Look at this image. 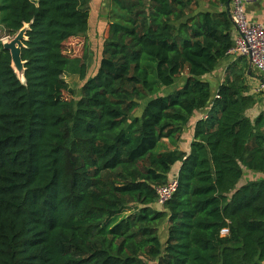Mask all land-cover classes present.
<instances>
[{"label": "trees", "instance_id": "1", "mask_svg": "<svg viewBox=\"0 0 264 264\" xmlns=\"http://www.w3.org/2000/svg\"><path fill=\"white\" fill-rule=\"evenodd\" d=\"M110 1L88 76L90 0H0V264H264V112L243 69L207 78L229 0ZM26 25L21 81L2 39Z\"/></svg>", "mask_w": 264, "mask_h": 264}, {"label": "crops", "instance_id": "2", "mask_svg": "<svg viewBox=\"0 0 264 264\" xmlns=\"http://www.w3.org/2000/svg\"><path fill=\"white\" fill-rule=\"evenodd\" d=\"M110 0H90V22H89V27L91 25V16L93 14H100L101 20L104 21V24L107 23L106 16L110 11ZM207 6H203L204 4L201 5V8L204 10H211L212 7L206 3ZM200 8V10H201ZM246 11V16L249 20L250 23L261 25L264 27V0H257L254 4H248L245 7ZM98 16V15H97ZM237 37V32L236 30L234 31V41L236 40ZM235 65V68L238 70L243 69L245 72V80H246V85L249 88V93L248 95L253 96L255 100L258 99L261 101L256 100V105L254 107H259L261 112H264V99L262 100V97L264 96V92L260 90V81H259V75L258 72L255 70V68L251 65V61L248 58L244 57H239L235 56L233 54H230L228 58L225 60L221 61L217 67V69L212 73L213 76L216 78L215 83L210 81L213 85L214 88H217L219 83H222L224 79L229 75L230 72V67ZM246 65V68H245ZM211 76V75H209ZM208 76V77H209ZM217 93V89L216 92ZM255 111V110H254ZM259 113L257 115H259ZM205 115V112L200 111L196 115L195 118L192 119L190 127L184 134L183 139L188 138V145L192 140L193 137V127L196 124V122L200 119L203 118ZM256 115V117H257ZM247 171V170H246ZM166 228L163 232L162 237L166 238Z\"/></svg>", "mask_w": 264, "mask_h": 264}, {"label": "built area", "instance_id": "3", "mask_svg": "<svg viewBox=\"0 0 264 264\" xmlns=\"http://www.w3.org/2000/svg\"><path fill=\"white\" fill-rule=\"evenodd\" d=\"M257 0H232L231 1V20L237 32V37L233 49L229 54L248 58L251 65L259 75L260 90L264 91V27L250 23L245 7L254 4ZM3 40V39H2ZM177 190V182L158 189V203L164 205L172 199ZM227 229L222 231V235H228Z\"/></svg>", "mask_w": 264, "mask_h": 264}, {"label": "rangeland", "instance_id": "4", "mask_svg": "<svg viewBox=\"0 0 264 264\" xmlns=\"http://www.w3.org/2000/svg\"><path fill=\"white\" fill-rule=\"evenodd\" d=\"M203 6H207V4H204ZM201 10H204V9L201 8ZM106 30H107V23L104 24V21L101 20L100 14H93L91 16V25L89 27L86 37H82L70 43L71 49L73 48V51H75L77 55L83 53L82 49L85 46V44H86V47H88V60H89L88 61L89 62L88 63L89 64L88 76H94L95 72L97 71L99 67L101 53L103 49V43H104V39L106 35ZM14 37H5V35H3V42L11 41ZM63 78L67 82L68 86L72 88L73 90H75L76 95L79 96L81 85H82V82L80 81L79 77L76 75L65 74ZM207 78L213 83H215L216 81V78L213 76V74ZM183 81H184V77H181L179 80H177V84L175 85L174 88L165 90L164 92L168 93L170 91L175 90L177 87H179L180 84H182ZM263 99H264V96L262 97V100ZM256 100L261 101L258 99V97ZM259 111H260V108L258 106L253 107L247 111V116H249L251 119H255ZM188 141L189 140L187 138L184 142L185 143L187 142L186 144L188 145ZM170 145L171 144L167 143V147L170 148L171 147ZM176 147H178V145H176ZM245 172H246L245 181L247 179L249 180L251 178H254L253 175H248V172L246 170Z\"/></svg>", "mask_w": 264, "mask_h": 264}, {"label": "water", "instance_id": "5", "mask_svg": "<svg viewBox=\"0 0 264 264\" xmlns=\"http://www.w3.org/2000/svg\"><path fill=\"white\" fill-rule=\"evenodd\" d=\"M231 1L227 3V11L229 13V17L231 18ZM30 25H26L23 29H21L18 34L8 42H3L4 47L11 53L12 56V64L15 69L16 74L18 75L21 81H24L25 76V62L22 60V50L24 48V41L27 39L26 33L29 30Z\"/></svg>", "mask_w": 264, "mask_h": 264}, {"label": "bare ground", "instance_id": "6", "mask_svg": "<svg viewBox=\"0 0 264 264\" xmlns=\"http://www.w3.org/2000/svg\"><path fill=\"white\" fill-rule=\"evenodd\" d=\"M6 42V41H5Z\"/></svg>", "mask_w": 264, "mask_h": 264}]
</instances>
